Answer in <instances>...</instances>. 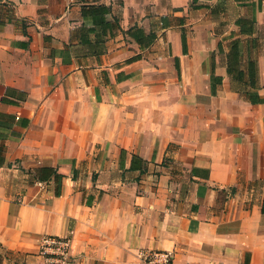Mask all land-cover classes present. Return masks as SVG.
Listing matches in <instances>:
<instances>
[{
  "label": "crops",
  "instance_id": "0c3cea01",
  "mask_svg": "<svg viewBox=\"0 0 264 264\" xmlns=\"http://www.w3.org/2000/svg\"><path fill=\"white\" fill-rule=\"evenodd\" d=\"M260 99L264 0H0V264H264Z\"/></svg>",
  "mask_w": 264,
  "mask_h": 264
},
{
  "label": "built area",
  "instance_id": "2783aa9c",
  "mask_svg": "<svg viewBox=\"0 0 264 264\" xmlns=\"http://www.w3.org/2000/svg\"><path fill=\"white\" fill-rule=\"evenodd\" d=\"M41 254L49 264H71L70 240L45 237L42 241ZM140 257L149 264H172V255L169 252H141Z\"/></svg>",
  "mask_w": 264,
  "mask_h": 264
},
{
  "label": "trees",
  "instance_id": "16d2710c",
  "mask_svg": "<svg viewBox=\"0 0 264 264\" xmlns=\"http://www.w3.org/2000/svg\"><path fill=\"white\" fill-rule=\"evenodd\" d=\"M186 37H185V34L183 35V47H184V51H186ZM236 56H237V50L234 48L231 52V58H232V63H229V66H228V71L232 72L236 69V64H235V59H236ZM230 58V59H231ZM214 93L215 91L212 90ZM250 99L252 101H254L255 99L252 97H250ZM261 102L264 101L262 99H260ZM137 161V158L134 156L133 159H132V165H131V168H135V162ZM38 172H42L43 174V177L45 179H49L51 176H55V180H56V184H57V189H56V194L57 195H60L61 193V187H62V182H63V176L61 174H58L56 172V170L54 168H51V167H43L41 169L38 170ZM38 179L41 180V177L38 176Z\"/></svg>",
  "mask_w": 264,
  "mask_h": 264
}]
</instances>
